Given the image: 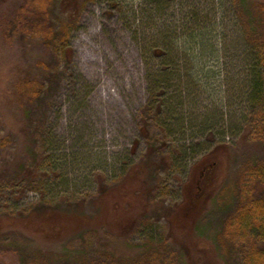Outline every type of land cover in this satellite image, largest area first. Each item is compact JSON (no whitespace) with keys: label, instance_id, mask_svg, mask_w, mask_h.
Wrapping results in <instances>:
<instances>
[{"label":"rangeland","instance_id":"374dc122","mask_svg":"<svg viewBox=\"0 0 264 264\" xmlns=\"http://www.w3.org/2000/svg\"><path fill=\"white\" fill-rule=\"evenodd\" d=\"M148 1L52 0L53 28L37 31L22 28L27 0H0V264H186L202 252L205 264H241L264 246L237 221L242 203L264 195V104L247 92L238 1L162 0L158 12ZM188 10L218 47V72L185 76L194 59L172 46L181 77L150 104L148 74L168 59L152 44L181 33ZM63 26L64 40L53 38ZM25 79L43 82L31 99ZM102 187H112L103 202ZM48 206L90 224L39 223Z\"/></svg>","mask_w":264,"mask_h":264},{"label":"trees","instance_id":"16d2710c","mask_svg":"<svg viewBox=\"0 0 264 264\" xmlns=\"http://www.w3.org/2000/svg\"><path fill=\"white\" fill-rule=\"evenodd\" d=\"M29 7H31L32 16L30 20H28L22 28L25 29H32L37 31H44L47 26V31L53 28V24L47 23L48 18V9L49 4L52 0H27ZM162 0H149V9L150 11L158 12L160 10V2ZM167 1V0H166ZM238 1V8H239V16L245 17V33L248 36L249 44L247 45V53L246 58H248V63L245 65L246 71V78H247V92L251 94L252 98L257 101L258 104H264V3L263 2H248L246 0H237ZM165 2V1H164ZM27 4V3H26ZM28 7V6H27ZM20 12V11H19ZM23 13V12H22ZM21 25L23 22L21 19L19 20ZM204 20L200 18L198 12H194L192 10H188L183 14L181 17V26L182 31L181 33L175 31L174 29L171 33L161 34L159 38L155 40L152 44L156 48H154V54L159 57L167 56L168 59L163 60L159 63L153 70H151L148 74L149 77V86L148 91L151 95L152 100L150 104H154L156 101H159V96L165 92V88H173V83L171 82L173 77L180 78V65L178 62V55L177 52L171 51L172 46L176 49L178 47L179 51L185 54L186 59L193 58L194 60L191 63V66L186 62L184 68V74L187 77H194L198 79L199 73H202V77L208 81L210 77L208 75H215L218 71V47L215 42L208 43L207 41L210 39L209 35L207 36L202 32L204 30L201 27V23ZM68 27V26H67ZM46 31V32H47ZM67 31L65 26L60 28V31L55 30L53 38L56 37L57 39L64 40L63 32ZM45 32V33H46ZM214 36L216 32L213 30ZM67 33V32H66ZM207 39H205L206 37ZM202 37V38H201ZM216 37V36H215ZM213 38V37H212ZM69 49H66V53L68 54ZM169 52V53H168ZM171 52V53H170ZM211 60L212 61L211 63ZM197 61L196 65L193 64ZM180 67V68H179ZM23 89H24V96H27L28 99L33 98L35 95L37 96L42 87L43 82H39L36 79H25L22 82ZM175 85V84H174ZM180 85V84H176ZM161 93V94H160ZM166 100H162L160 102V113L163 112L161 105L165 103ZM167 111L170 110L169 108L166 109ZM172 115V114H171ZM172 117L168 115H164L163 124L168 126L167 130L170 134L176 131L173 128L172 124ZM264 129V116L261 120ZM183 130V126L179 127ZM264 133V130H263ZM147 135V134H146ZM173 152L169 154L172 157ZM140 166H136L135 169H139ZM146 170H150L153 168V164L150 162L144 163L143 166ZM163 169V168H162ZM260 174L264 175V172H260ZM135 185L139 186L140 188L147 184L146 176L140 174V172H134L133 178ZM133 182V183H134ZM101 194L97 198L99 201L104 200V193H106L109 189L112 190V187H109L105 190L104 187L101 188ZM142 192L141 189L138 190ZM144 192V190H143ZM143 194V193H142ZM96 201V200H95ZM94 204H97L94 202ZM185 208L191 207L194 203L190 200L189 195L186 202H184ZM227 205V203H225ZM105 207V206H104ZM196 207V204H195ZM228 208V207H227ZM226 208V209H227ZM39 211L35 214L40 215L42 219L38 222L41 223L43 220L49 219L53 221L54 225H59V227L63 226L62 219H68V221H72L76 223L78 226L88 225L90 219L84 213L77 212L74 208H68L67 210L59 212L53 209V206L38 208ZM169 208L168 210V217L169 220H172L171 217L174 214L175 209ZM176 212V211H175ZM238 213V212H237ZM105 214V213H104ZM35 215V216H37ZM166 215V216H167ZM34 215H31V217ZM29 217V218H31ZM38 220V219H37ZM237 221L240 226H242L245 230L253 229L256 237L262 243H264V195L253 196L249 199V201L242 203L239 213L237 215ZM93 223V222H92ZM180 247V250L186 249L188 255L190 254V250H193V244L186 240L185 243ZM193 252V251H192ZM201 254V253H200ZM198 254L195 256L194 260H187L186 264H199L197 260L202 259L203 264L206 262L207 256L202 254ZM194 255V253H193ZM190 256V255H189ZM241 264H264V246L252 247L249 250L247 249L246 253L243 256V261Z\"/></svg>","mask_w":264,"mask_h":264}]
</instances>
